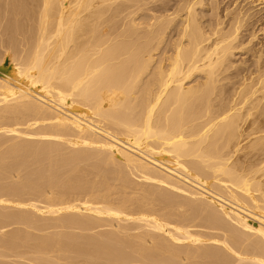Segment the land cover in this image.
I'll return each instance as SVG.
<instances>
[{
  "label": "bare ground",
  "instance_id": "bare-ground-1",
  "mask_svg": "<svg viewBox=\"0 0 264 264\" xmlns=\"http://www.w3.org/2000/svg\"><path fill=\"white\" fill-rule=\"evenodd\" d=\"M146 1L0 0V20L9 25L5 35L23 36L29 46L23 56L16 59L14 53L16 60L10 56L8 65H0V151L9 134L12 140L30 134L50 138L40 144L24 138L0 152V232L16 227L8 239H0V247L15 258H23L18 250L30 242L31 253L45 257L41 262L33 257L31 262L29 252L26 258L31 264H58L56 253L63 264H230L228 253L236 264H264V100H259L264 94V44L260 40L256 44L260 48L253 52L257 76L249 72L242 79L237 96L234 93L238 99L233 95L229 100H206L213 93L210 87L216 86L217 73L230 67L226 63L232 51L244 45L241 33L253 25L252 15L238 0H213L209 5L215 19L204 27L197 10L209 0H154L152 23L143 18L147 24L142 26L141 19L137 24L129 17ZM169 28L168 34L173 31L176 39L162 47ZM250 37L247 44L256 36ZM195 73H204L205 83L187 87ZM31 120L47 124L32 129ZM24 125L25 130L17 129ZM53 137L72 140L61 143ZM66 145L73 148L70 153H65ZM89 160L96 170L93 180L88 179L90 171L81 167ZM28 168L31 172L19 176ZM129 173L149 185L153 181L157 187L160 183V188H172L176 198L185 193V199L181 194L185 202L188 196L190 205L194 199L195 207L188 203L192 213L180 212L177 206L176 215L173 209L179 203L174 195L169 197L167 190L168 195L153 185H145L148 193H143L149 201L162 203L153 204L157 209H152L146 195L139 199L146 198L147 203H133L136 195H132L125 198L127 204L120 195L124 205H113L108 189V200L105 192L101 195L105 189L100 186L110 188V179L130 183ZM129 221L137 223L141 232L131 233L119 225ZM228 224L233 225L230 233L234 226L241 230L232 242L230 236L237 228L228 239ZM113 225L122 236L119 231L95 237L59 231L92 232ZM193 226L218 229L219 243L226 236L219 249L226 252L209 250L215 246L212 243L205 250L214 232L208 236L195 232ZM29 231L51 234L33 238ZM206 235V241L201 239ZM240 244L248 246L238 254Z\"/></svg>",
  "mask_w": 264,
  "mask_h": 264
},
{
  "label": "rangeland",
  "instance_id": "rangeland-1",
  "mask_svg": "<svg viewBox=\"0 0 264 264\" xmlns=\"http://www.w3.org/2000/svg\"><path fill=\"white\" fill-rule=\"evenodd\" d=\"M146 1V0H145ZM151 1H154V0H149L148 2H149V5L147 4V1L145 2V4L146 5H144L143 6V4H142V6H140L139 5V7H138V9L136 8V7H134V9H132V12L134 13V11H135V9H136V11H137V14H135L134 16H133V14H132V16H130L129 17V19L131 18V20H134V22L135 23H137L140 19H141V21H140V23L142 24V26L144 25V24H147V23H152V20H151V15L153 16L155 13H154V10H153V6L154 5H152L153 3L151 2ZM213 0H209V2H208V5H206V6H204V8H202V9H198L197 10V14H198V16H199V22H200V24H202L204 27L205 26H208V25H210L212 22H213V20L215 19V17H214V15H215V13H214V10H213V7H211L209 4L212 2ZM226 1V0H225ZM224 1V2H225ZM238 2H241L240 3V6L241 7H243V11H248V13L250 14V15H252V22H253V25L251 26V27H249L247 30L246 29H243L242 30V33H241V36H245L242 40H240V42H242V41H244V45H242L241 47H239V48H237V49H235V50H233L232 51V54L230 55V57H228V61H227V63H226V65L227 66H230L229 68H227V69H224L222 72H218L217 73V78H216V86L215 85H213V86H215V87H210L211 88V90L209 91V93H212V94H210L209 96H207L206 98H208V99H206V100H221V98H222V100H225V99H227V100H229L230 98H233L232 96L234 95V98L237 96V92H238V90H239V87L241 86L239 83H241V81H242V79L243 78H247V76H248V73L249 72H252L253 73V77H255V76H257V72H256V70H255V59L253 58V52L254 51H256V50H258L259 48H260V46H257L256 44H257V42H258V40H260L261 41V43L262 44H264V0H262V2H255V0H238ZM143 3H144V1H143ZM152 3V4H151ZM223 5H224V3L223 4H221L220 5V7L222 8L223 7ZM232 9V8H231ZM131 10V9H130ZM129 10V11H130ZM134 10V11H133ZM128 11V12H129ZM136 11H135V13H136ZM149 16V17H148ZM148 17V18H147ZM143 18L145 19V20H148L149 18H150V20L149 21H151V22H147V23H145L144 21H143ZM147 18V19H146ZM4 20V21H3ZM3 20H0V21H2V25H1V22H0V25L3 27V28H1V26H0V32H1V34H0V65L2 64V65H8V63H9V60L8 59H10L11 58V60L13 61L15 58L16 59H18L19 57H21V55L23 56L25 53H26V51H27V49H28V44H27V40H26V38H24L23 36H20L19 37V35H15V36H13L12 38H9L8 36H6L5 34H7V33H5L6 32V30H5V27L7 26V22L5 21V19H3ZM143 21V22H142ZM3 22H4V26H3ZM139 23V24H140ZM144 23V24H143ZM6 24V25H5ZM138 24V23H137ZM9 26V25H8ZM8 26L6 27V28H8ZM145 26V25H144ZM171 28V30L173 29V27L171 26L170 27ZM170 28L166 31V33H165V36H164V38H165V44L163 45L162 44V47L164 46H167L168 44H171V42L172 41H174L175 39H176V36L173 34V31L170 33V34H168L171 30H170ZM1 29H3V30H1ZM3 33H4V35H3ZM251 34H255V38L254 39H252L251 40V44H247V42L251 39V37H250V35ZM1 36H4L3 38L1 37ZM18 36V37H17ZM5 37H6V40H5ZM17 37V38H16ZM24 38V39H23ZM167 38V39H166ZM170 38V39H169ZM10 39H13L12 40V42H11V40ZM3 42H2V41ZM9 40H10V42H9ZM22 40H24V41H26V42H23ZM15 41V42H14ZM167 41V42H166ZM14 42V43H13ZM16 42H18V43H16ZM23 42V43H22ZM239 41H237L236 43H238ZM9 43V44H8ZM11 43V44H10ZM20 43V44H19ZM21 43H22V45H21ZM15 44V45H14ZM17 44V45H16ZM25 44V45H24ZM247 44V45H246ZM7 45H8V47H11L12 45V49L11 48H8L7 47ZM22 46H24V47H22ZM15 49H14V48ZM18 47H20L21 49H24L25 47V49L22 51L20 48H18ZM170 47V46H169ZM168 48V47H167ZM167 48L165 49V50H167ZM6 49V50H5ZM8 49H10V50H8ZM13 49L15 50V51H13ZM5 50V51H4ZM164 50V49H163ZM8 51H10V52H8ZM20 51H22V53L20 52ZM12 52V53H11ZM6 53H8V55L5 57V55H6ZM15 53V54H14ZM13 54H14V56H15V58H14V56H13ZM18 56H17V55ZM159 54H160V56H161V53H160V49L157 51V52H155V56H154V59L156 58V61H158V58H159ZM5 57V59H4V57ZM11 56V57H10ZM10 57V58H9ZM12 57H13V59H12ZM8 58V59H7ZM7 59V60H6ZM15 59V60H16ZM5 61V62H4ZM3 62V63H2ZM6 67H8V66H6ZM202 83H205V74L204 73H200V74H198V73H195V75H193L189 80H188V82H186V85H187V87H195V86H197V85H200V84H202ZM239 86V87H238ZM213 89V90H212ZM262 89H263V91H262ZM260 91H259V95H260V93H261V91L264 93V88H262ZM235 91H236V93H235ZM236 94V96H235V94ZM207 94H208V92H207ZM262 94V93H261ZM226 97V98H225ZM239 97V96H238ZM229 98V99H228ZM233 98V99H234ZM259 98V97H258ZM238 98L236 97V99L235 100H237ZM240 100V99H239ZM259 100H264V94L262 95V96H260V99ZM86 121H87V119H86ZM38 123V124H37ZM41 122H39V121H35V120H31L30 122H29V124H32V129H36V128H38V127H40V126H42L43 124H40ZM39 124H40V126H39ZM45 124H47V123H45ZM45 124H44V126H45ZM34 125V126H33ZM22 127H24V128H22ZM20 128V130H25L26 129V127H25V125L24 126H21V127H18L17 129H19ZM27 134H30L28 131H25ZM9 135H11V134H9ZM9 135H7L8 137H6V136H4V137H6V139H8V140H6L5 139V141L7 142H4V144H3V146L2 147H4V149H6L7 147H9V146H7V145H13V144H16V143H18V142H20L19 140H23L24 141V138H22V139H14V140H12V138H14V136L13 135H11V139H10V136ZM31 135L32 134H30V135H28V137L27 138H25V141H27V140H29V141H34V142H36V143H41V142H49L48 141V136H42V137H40L41 139H39V137L38 136H35V135H32V138H31ZM25 136H27V135H25ZM3 137V138H4ZM34 137V138H33ZM46 137V141H45V138ZM28 138H30V139H28ZM54 138V137H53ZM27 139V140H26ZM33 139V140H32ZM44 139V140H43ZM50 139V138H49ZM57 139H58V141H62L61 143H63V142H68V141H70V140H72V139H69V138H65V139H63V138H56V140H55V138L53 139L54 141H57ZM52 140V138H51V141H53ZM12 141V142H11ZM40 141V142H39ZM50 141V142H51ZM57 141V142H58ZM59 142V143H60ZM13 143V144H12ZM1 147V148H2ZM69 148V146H65V153H70V151H72V149L73 148ZM83 148V147H82ZM3 148L1 149V151H3L4 150ZM71 149V150H70ZM70 150V151H69ZM94 150V149H93ZM0 151V152H1ZM92 162V160H89L87 163H85L84 165H81V167L83 168V170L85 171V169H86V172H88V171H90V172H88L87 173V175H88V179L89 180H93L94 179V172L96 171L95 170V168H92V165H90V163ZM93 163H95V161L93 160ZM259 163H262V162H259ZM259 165V164H258ZM262 166V164L261 165H259V166H257V167H261ZM90 167V168H89ZM250 167V164H248V168ZM31 168V170H34L35 169V167H30ZM30 168H28V169H26V170H24L23 172H21L20 173V175L19 176H23L24 174H26V173H28L29 172V170H30ZM85 168V169H84ZM89 169V170H88ZM258 169V168H257ZM31 170H30V172H31ZM93 173V174H92ZM259 173H262L261 171L259 172ZM133 175V176H132ZM135 175H137V174H135V173H129V179H130V183H127V182H124L122 179L120 180V181H122L124 184H127V185H125L126 186V188H128V189H126V188H124V184H123V189L121 188V186H122V184L120 185V181L118 180V179H116V181L113 179H110V180H108L107 181V186L108 187H110V188H107V187H103V185H102V187L100 186V189H105L104 191H103V194H101V195H105V196H107V200L109 199L108 198V196H109V194H110V200L112 199L113 200V202H112V204L114 203L115 205H116V202H117V204L119 203H123V205H124V202L123 201H125L126 199V197H135V195H136V197H135V199H133V198H130L129 199V204H130V202H132L133 200V203H135V200L136 201H139L140 199H142L143 197H145V195H146V193H148L146 190H145V185H147L148 187H150V185L152 186L153 185V181H149L150 182V185H149V183H148V181H146V180H144V181H142V179L140 180V178L141 177H139L138 175L137 176H135ZM136 177H138V178H136ZM13 180H15V177L12 179V182H15V181H13ZM96 180V179H95ZM112 180V181H111ZM114 181V182H113ZM109 182V183H108ZM121 182V183H122ZM155 182V181H154ZM141 183V184H140ZM110 184V185H109ZM138 184H140V186H138ZM157 183L155 182V184L153 185V189H155L156 187H157V185H156ZM160 186H162V184H160V183H158ZM144 185V186H143ZM159 185H158V187H159ZM104 186H106V184L104 185ZM133 187V189L135 190V189H137V190H132V188L131 187ZM146 186V187H147ZM137 187V188H136ZM139 187V188H138ZM156 188L155 190H157V191H159L158 189H160V191L159 192H162V193H164L165 192V190H167V187L166 186H163V187H166V189L165 188ZM140 188H142V189H140ZM170 188V187H169ZM102 189V190H103ZM109 190V194H107L106 192ZM144 189V190H143ZM102 190H99V192L101 193V191ZM140 190H142V191H140ZM171 190H172V188H171ZM171 190L169 189V190H167L168 191V194H169V197L171 196H173L174 195V193L173 192H175L174 190H172V193H171ZM106 191V192H105ZM111 191V192H110ZM132 191H134V192H132ZM137 191V192H136ZM143 191H145L146 193L144 194L143 193ZM104 192H105V194H104ZM177 192V191H176ZM175 192V194L177 195V193ZM179 192V191H178ZM124 195H122V194ZM131 193H134V194H131ZM142 193H143V195H142ZM167 192H165V194H166ZM179 193H181L182 194V192H179ZM127 196H126V195ZM130 194V195H129ZM139 194V195H138ZM168 194H166V195H168ZM170 194H172V195H170ZM180 194V195H181ZM184 195H185V193H183ZM182 194V195H183ZM115 195V196H114ZM122 197H124V199H123V201H122V199L120 198L121 196ZM129 195V196H128ZM133 195V196H132ZM142 195V197H140ZM176 195H174V197L176 196ZM179 194H178V200H177V198L175 197V199H176V204L177 203H179V205H182L183 204V202L184 203H187V208L185 207V206H183V209H182V207H180L179 205H176L175 204V201L173 200L174 199V197H173V201H174V204L176 205L175 207L177 208V206L180 208L179 210H180V212H182V211H186V210H188L189 211V209H190V212L192 213V211L191 210H193V209H191V208H189L190 206L191 207H195L194 206V204L192 205V203H194V199H191V197H190V201H191V205H190V203L188 202V198H189V196L186 198V202H185V197H184V195H183V197H184V199H183V197H182V195L180 196ZM114 196V197H113ZM148 195H146V198H148V203L150 202V205L151 206H153L152 207V209L153 208H156L157 209V207H155L153 204L155 203V202H157V201H149V197H147ZM113 197V198H112ZM116 197V198H115ZM182 198V200L180 199V198ZM128 198H127V201H128ZM140 198V199H139ZM146 198H144L143 199V201L142 200H140V201H142L143 203H147V200L145 201V199ZM117 199L118 200H121V201H117ZM133 199V200H132ZM188 199V200H187ZM109 200V201H110ZM132 200V201H131ZM179 200H181V202L179 201ZM127 201H125V204H127L128 202ZM145 201V202H144ZM179 201V202H178ZM183 201V202H182ZM127 202V203H126ZM152 203V204H151ZM158 204H162V203H159V202H157ZM181 203V204H180ZM188 203H189V207H188ZM113 204V205H114ZM128 204V207L131 205H129ZM37 206L39 205H41V204H36ZM146 205V204H145ZM150 205H149V207H150ZM156 206H157V204H155ZM186 205V204H185ZM117 206H120V205H117ZM159 206L160 205H158V208H159ZM163 206V205H162ZM126 207V206H125ZM130 207H132V206H130ZM127 208V207H126ZM161 208V207H160ZM175 208V209H176ZM151 209V210H152ZM156 209H154L155 211H156ZM175 209H173L176 213V215H178V212H179V210H178V208H177V210H175ZM153 210V211H154ZM163 209H158L157 211H161V213H164L165 212V209H164V211H162ZM135 211H137V210H135ZM132 212V211H131ZM179 212V213H180ZM189 212V215L191 214ZM183 213H185V212H183ZM186 213L188 214V212L186 211ZM156 214H160V213H157L156 212ZM162 215V214H161ZM176 217V216H175ZM175 217L174 218H172L173 219V221H175ZM176 219H177V217H176ZM178 220V219H177ZM173 221H172V223L170 224V222H169V224L170 225H173ZM129 222H131V221H129ZM176 222V224H177V221H175ZM195 222H197V221H195ZM195 222L193 223V225H198V223L197 224H195ZM44 223H45V221H44ZM46 223H49V221H46ZM126 223V224H125ZM186 223V222H185ZM228 223H230V222H228ZM113 224V223H112ZM175 224V223H174ZM175 224V225H176ZM231 224H233V223H230V225ZM114 225L116 226V228H117V222L116 223H114ZM113 225V229L115 228V226ZM119 225H122V226H125V227H127V229L128 230H130V231H132L131 233H133V231H135L134 233H138L139 231L141 232V229H139L138 228V224L137 223H128V222H124V224H122V223H120ZM128 225H129V227H128ZM229 225V224H228ZM229 225V226H230ZM174 226V225H173ZM227 226L228 227V229H226V230H228L227 232L228 233H230V228L233 226ZM109 227V226H108ZM108 227H106V229L104 230V228H101L100 230L99 229H97V230H94V231H88V232H80V231H77V230H75V231H69V230H59L60 231V233H64V234H67V232L68 233H71V234H76L77 236H79V237H81V235L82 236H87V237H95V236H97L99 233H101L102 234V232H104V233H108V232H115V233H117L118 231H119V229H118V231H117V229L115 228L114 230L113 229H111V227L108 229ZM135 227H137V230H134V229H136ZM235 228H237V226H234ZM233 227V229H231V233L230 234H226V233H224L225 231H224V229H225V227H222L221 229H220V232L221 231H223L222 232V234L224 233V235L226 234V236H227V238H228V235H232L234 232H233V230H235V228ZM16 227L14 226V228H13V226H11L10 228L9 227H7V228H5V229H3V232H0L1 234H0V239H3V240H5V239H8V237L10 236V233H12L11 231H14V230H16L15 229ZM134 228V229H133ZM191 228V227H190ZM193 229H194V231L196 232L197 231V229H198V231L197 232H199V230H200V232L202 231V233L203 234H206L207 232V234H208V236H211L212 234H213V232H214V236H211L210 238H211V240H209L208 239V236H207V238H202L201 237V239H203V240H207L206 242L207 243H205V245L204 244H198L196 247H198V248H202V246L204 245L205 247H207V245L206 244H208V246L209 245H215V246H213V247H211L210 248V246H209V250H211L212 249V251L214 250H216V249H218V251L220 250V251H223V252H226L224 249H219L221 246V243L223 242V240H224V238L226 237H224L223 238V236H222V238H223V240L221 239V243H219L220 242V239H218V237L219 238H221L219 235H218V237H217V232L216 231H218V229H207V230H209V231H207L206 230V228H203L202 227V229H204V230H201V228L200 227H195V226H193L192 227ZM224 228V229H223ZM12 229H14V230H12ZM111 229V230H110ZM139 229V230H138ZM55 230V229H54ZM54 230H50V232L52 233V231H54ZM116 230V231H115ZM144 229H142V231H143ZM192 230V229H191ZM190 230V231H191ZM237 230V231H236ZM235 230V235L233 234L232 236H230V240H231V242H232V240L234 239L233 237H235L236 235H237V233H238V231H239V234H240V232H241V230H240V228H237ZM56 232L58 231V230H55ZM54 231V232H55ZM58 231V232H59ZM66 231V232H65ZM96 231H98V232H96ZM138 231V232H137ZM203 231H206V232H203ZM211 231H213L212 233H211ZM5 232H7V233H5ZM32 232V231H31ZM30 231H29V233H31ZM33 232H35V231H33ZM46 232V231H45ZM39 232V233H37V232H35V233H37L36 235H35V233H34V235H33V233H31L32 235H30V236H32L33 238H35V236L36 237H38V235L40 234H47L48 235V232ZM49 232V233H50ZM220 232H218V234H220L221 235V233ZM243 232V231H242ZM5 233V234H4ZM50 233V234H51ZM216 233V234H215ZM119 234L121 235V234H123V233H121L120 231H119ZM4 235V236H3ZM40 235H39V237H40ZM44 235V236H45ZM46 235V236H47ZM3 236V237H2ZM41 236H43V235H41ZM122 236V235H121ZM233 239H232V238ZM215 238H217V239H215ZM213 239H215V242H214V240ZM226 239V238H225ZM229 239V238H228ZM208 241H213V242H208ZM218 241V242H217ZM225 241V240H224ZM227 241H229V240H227ZM231 242H229L230 244H231ZM245 242V241H244ZM243 242V243H244ZM246 242H248V241H246ZM245 242V243H246ZM212 243V244H211ZM218 243V244H217ZM242 243V244H243ZM249 243V242H248ZM247 243V244H248ZM178 244H181L180 246H182V244H184V243H178ZM220 244V245H219ZM247 244H244V245H237L238 246V248H240V252H238L239 251V249L237 248L236 249V251L238 252V254H240L242 251H241V249L243 248H245L246 246H248ZM24 245L26 246V247H24ZM21 248H19V252H20V255L22 254V256H21V258L23 257L24 259H26L24 262H23V260L21 259L20 260V257L19 258H15L13 255H14V253H13V255H11L12 253H11V251L10 250H8L7 251V248L6 247H0V253H2L1 254V256L0 257H2V258H0V259H2V260H0V261H3V262H7V263H9V261L11 262V264H12V262H14V261H16L15 263H22V264H25V262H26V264L34 257V258H37L35 261L36 262H41V259H45V257H44V255H36L37 257H35V255H33L32 253H31V245H32V243L30 244V242L28 243V244H24ZM27 245H28V247H27ZM232 245V244H231ZM246 245V246H245ZM184 246V245H183ZM182 246V247H183ZM186 246V245H185ZM200 246V247H199ZM204 246H203V248H204ZM217 247V248H216ZM4 248V249H3ZM25 248V249H24ZM29 250V251H25V250H27V249ZM202 248V249H203ZM236 248V247H235ZM235 248H232L233 250L235 249ZM208 249V247L207 248H205V250H207ZM246 249V248H245ZM25 252H23V251ZM10 251V252H9ZM9 252V253H8ZM23 252V253H22ZM32 254V255H30V253ZM236 252V253H237ZM6 253H8L9 254V257H8V255L6 254ZM11 253V254H10ZM29 253V255H27ZM23 254L25 255V256H23ZM224 254H226V253H224ZM3 255V256H2ZM26 255L27 256H29V258H30V260L29 261H27V258H26ZM55 255H58V256H56V258L54 257V255H52V257H53V259L55 258L56 260L54 261V263L56 262V261H58L57 263L59 264L60 262H62V264L63 263H66L65 261H60V259L59 260H57V258L59 257V258H61L62 256L60 255V254H55ZM227 255V254H226ZM231 255V254H230ZM14 257V258H12V257ZM48 256V255H47ZM46 256V257H47ZM61 256V257H60ZM50 257V258H49ZM227 257L229 258V260H230V264H236V263H238V262H236V261H234V260H236L235 259V257L234 256H232L231 255V257H229V253H228V255H227ZM9 258V259H8ZM10 258H11V260H13V261H11L10 260ZM28 258V259H29ZM33 258V259H34ZM41 258V259H40ZM48 258L49 259H51V255H49L48 256ZM47 258V259H48ZM234 258V260H232ZM15 259V260H14ZM32 259V260H33ZM39 259V260H38ZM5 260V261H4ZM9 260V261H8ZM31 260V262H33ZM52 260V259H51ZM47 261V260H46ZM31 262H29L30 264H31ZM184 262V261H183ZM182 262V264H185V263H183ZM14 263V264H15ZM52 263H53V260H52ZM242 262H240L239 264H241ZM246 263H249V262H243V264H246ZM32 264H35V263H32ZM249 264H251V263H249Z\"/></svg>",
  "mask_w": 264,
  "mask_h": 264
}]
</instances>
